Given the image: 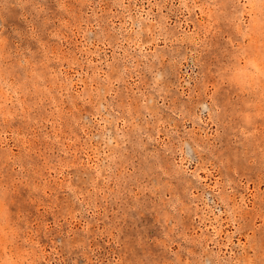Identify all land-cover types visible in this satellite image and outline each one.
I'll use <instances>...</instances> for the list:
<instances>
[{
	"label": "rangeland",
	"instance_id": "374dc122",
	"mask_svg": "<svg viewBox=\"0 0 264 264\" xmlns=\"http://www.w3.org/2000/svg\"><path fill=\"white\" fill-rule=\"evenodd\" d=\"M182 3L71 0L62 12L49 0L36 62L37 43L13 36L26 26L24 9L9 0L0 13V36L20 43L30 77L27 89H12L23 126L0 125V166L15 177L10 210L42 264L264 259V134L241 133L210 99L218 90L196 87L233 33L209 28L207 7L201 15ZM60 17L74 24L70 41ZM110 62L126 70L130 111L93 87Z\"/></svg>",
	"mask_w": 264,
	"mask_h": 264
},
{
	"label": "snow or ice",
	"instance_id": "6c2138e0",
	"mask_svg": "<svg viewBox=\"0 0 264 264\" xmlns=\"http://www.w3.org/2000/svg\"><path fill=\"white\" fill-rule=\"evenodd\" d=\"M71 0H55L56 8L62 12H68V4ZM9 0H0V7L7 10ZM15 7L24 9V17L26 20V26L22 31H15L13 36L17 38L18 41H23L25 39L35 41L38 47L33 51L32 55L29 56V60L36 62L40 59L41 50L44 49L45 37L51 25V20L47 15H41L45 10H49V0H15ZM180 7H191L193 9H199L201 15H204V9L207 7L208 19L210 21L209 28L214 25H222L223 27L230 28L232 30L233 36L231 38V47L225 48L222 55H219L216 62L213 64V71L211 76L206 75L204 80L198 81L196 87L202 88L207 91L209 88L214 91V96L210 97L217 105V111L221 110V106L225 112V117L227 120L231 121L235 127L239 129L241 133H245L248 136L253 134V129L264 134V92H260V99H257V90L254 88L250 81L241 73H234L232 79L238 81L240 86H234L231 83L223 82V73L226 71V66L233 63L234 54L237 50L243 51L244 47L252 42L251 31L259 23L261 29H264V0H222V2H216V0H206V3H197L196 0H192L191 4L188 0H184V3ZM213 10H217L218 13L215 21H213ZM31 11V19L28 20V13ZM254 12L256 15H254ZM82 23V21H81ZM61 28L68 30L65 33V39L71 40V29L74 26L69 19L60 17ZM207 35V33H205ZM190 43H194L199 47L201 41L197 39V34H190ZM91 38H94L91 37ZM44 41V42H42ZM54 43V42H53ZM5 47L9 52H11L17 58H20L21 47L20 43H14L13 40L6 39L4 41ZM24 54L28 53V49L22 50ZM46 54V53H45ZM64 55L70 58L75 56V49L69 46L68 51ZM83 60L81 55L77 58V62ZM27 61H23L21 65L15 66L12 71V75L17 81H22L25 79L26 73L21 71ZM250 67L259 71V68L255 61L248 62ZM126 75V70L121 68L118 63H111L109 67L104 70V73H100L97 70L93 73L92 84L95 91L98 93L102 89L105 90V96L111 97V102L114 108H128L131 110L132 105V94L127 91V89L121 86V78ZM99 77V79H97ZM158 79V78H157ZM226 93V94H225ZM14 106V102L11 100L9 102ZM20 117L13 111L0 114V125L4 127H9L12 121H17V130L23 125L19 123ZM63 158L58 162L56 159L52 160L54 165L62 164ZM0 174H3L5 178L13 177L11 172L8 171L6 166H0ZM14 178V177H13ZM179 204V201H177ZM70 206V204H69ZM190 206V205H189ZM16 215L13 219L17 220V227L21 231H25L20 219V213H15ZM16 243L22 247L27 248L29 241L25 238L22 242L17 240ZM261 246L264 247V236L261 237ZM249 255L250 251L246 249ZM42 264V262H39ZM67 264V262H65ZM132 264H185V261L181 260L179 262L175 260H161V259H139L133 261ZM229 264H257L256 261H249L247 259L243 261L229 262ZM259 264H264V259H262Z\"/></svg>",
	"mask_w": 264,
	"mask_h": 264
},
{
	"label": "clouds",
	"instance_id": "9594fccd",
	"mask_svg": "<svg viewBox=\"0 0 264 264\" xmlns=\"http://www.w3.org/2000/svg\"><path fill=\"white\" fill-rule=\"evenodd\" d=\"M5 11L7 10L0 7V13ZM251 36L252 42L245 46L243 51L237 50L233 63L226 66L223 82L240 86L232 77L234 73H241L256 88L259 100V93L264 92V29H261L259 23L252 29ZM5 40L0 36V114L9 112L12 107L9 102L13 87L17 92H21L27 89L30 83L27 73L22 81H17L12 75L11 69L21 65L23 61L18 64L19 58L7 50ZM249 61H255L259 68L258 72L250 67ZM26 65L27 63L24 67ZM14 183L15 177L5 178L0 174V264H39L37 249L31 244L26 231L18 229L17 220L13 219L16 214L10 210ZM25 238L28 239L29 244L27 248H22L16 241L22 242Z\"/></svg>",
	"mask_w": 264,
	"mask_h": 264
}]
</instances>
